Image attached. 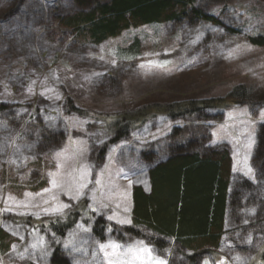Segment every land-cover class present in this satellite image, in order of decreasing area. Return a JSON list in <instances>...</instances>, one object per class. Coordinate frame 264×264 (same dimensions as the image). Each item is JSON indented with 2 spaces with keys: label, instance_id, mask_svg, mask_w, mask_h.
<instances>
[{
  "label": "rangeland",
  "instance_id": "374dc122",
  "mask_svg": "<svg viewBox=\"0 0 264 264\" xmlns=\"http://www.w3.org/2000/svg\"><path fill=\"white\" fill-rule=\"evenodd\" d=\"M192 7L216 24L188 15L96 43L69 24L95 5L0 0V264H56L57 247L66 264H194L132 221L133 189L150 190L144 157L186 145L227 150L240 192L198 264L264 263V45L250 42L264 37V0ZM154 106L192 111L152 118ZM115 120L131 131L112 144ZM74 214L63 237L51 230Z\"/></svg>",
  "mask_w": 264,
  "mask_h": 264
},
{
  "label": "trees",
  "instance_id": "16d2710c",
  "mask_svg": "<svg viewBox=\"0 0 264 264\" xmlns=\"http://www.w3.org/2000/svg\"><path fill=\"white\" fill-rule=\"evenodd\" d=\"M194 1L78 0L83 6L92 4L95 8L89 13L73 17L69 24L96 43L118 37L131 27L179 21L188 15L197 20L216 24L213 15H207L192 7ZM250 42L262 46L264 37L250 39ZM137 47L139 45L135 43L131 48L135 51ZM222 103L220 99L206 101L201 107H194L193 117L198 118L206 111L205 109H213L214 104L220 106ZM154 108L158 110L150 113L149 117L154 118L163 114L177 120L191 115L192 111L191 107L185 111L175 110L176 113L171 108L160 106ZM112 126L116 129L119 127L112 144L128 138L130 125L125 123L122 125V120H115ZM173 134L171 133L172 137L175 135ZM44 140L49 142L51 139L46 137ZM171 151L167 159L157 163L154 162V158L144 157L153 163L148 174L150 190L146 192L140 187L133 189V227H144L157 237L175 242L186 259L198 264L200 255L219 247L227 215L231 214L230 202L240 194L235 190L232 192V158L227 150L222 152L208 148L194 150L190 145L180 146ZM243 185L244 188L249 187L248 183ZM233 206L235 207V203ZM78 218L77 214L71 215V221L68 223L52 222L50 228L63 237L67 227ZM102 225L103 223H97L96 229ZM129 232L131 234L134 231L131 229ZM4 244V235L0 234V250L5 247ZM164 245L167 246L165 242ZM58 248L55 252V263L66 264L59 258L61 253ZM261 257L264 260V253Z\"/></svg>",
  "mask_w": 264,
  "mask_h": 264
},
{
  "label": "snow or ice",
  "instance_id": "6c2138e0",
  "mask_svg": "<svg viewBox=\"0 0 264 264\" xmlns=\"http://www.w3.org/2000/svg\"><path fill=\"white\" fill-rule=\"evenodd\" d=\"M64 207H67V205H64ZM103 247V246H102ZM113 247H115V245H113ZM142 251H149L148 249H142ZM155 264H164V262L163 261H159V260H157L156 262H155Z\"/></svg>",
  "mask_w": 264,
  "mask_h": 264
}]
</instances>
